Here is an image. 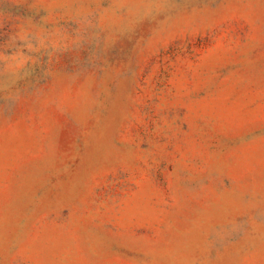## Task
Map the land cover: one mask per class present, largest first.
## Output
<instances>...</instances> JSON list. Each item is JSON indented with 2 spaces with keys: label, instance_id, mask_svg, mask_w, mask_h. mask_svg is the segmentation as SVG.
Wrapping results in <instances>:
<instances>
[{
  "label": "rangeland",
  "instance_id": "374dc122",
  "mask_svg": "<svg viewBox=\"0 0 264 264\" xmlns=\"http://www.w3.org/2000/svg\"><path fill=\"white\" fill-rule=\"evenodd\" d=\"M0 264H264V0H0Z\"/></svg>",
  "mask_w": 264,
  "mask_h": 264
}]
</instances>
